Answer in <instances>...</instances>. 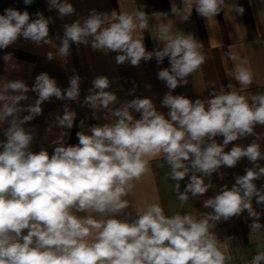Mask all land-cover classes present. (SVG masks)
<instances>
[{
	"label": "clouds",
	"instance_id": "obj_1",
	"mask_svg": "<svg viewBox=\"0 0 264 264\" xmlns=\"http://www.w3.org/2000/svg\"><path fill=\"white\" fill-rule=\"evenodd\" d=\"M31 5L33 0H23ZM49 10H57L60 18L75 13L69 0H48ZM227 7L226 0H171V15L187 21L193 9L204 18L215 17ZM187 12L188 15L184 13ZM243 7L237 8L242 14ZM161 22L153 25L156 39L163 48L147 51L143 36L134 35L137 28L149 26L148 14H110L91 10L83 19L64 25V33L55 53L47 59L65 61L70 44L91 45L105 54L116 52L115 62L139 66L141 61L155 58L162 64L167 57L170 67L158 71V79L169 89L159 111L149 97L119 103L109 91L106 76L93 79L82 106L92 110L93 118L103 112L107 123L90 126L76 133L78 144L67 145L65 137L73 128L77 113L67 104L62 115H56L52 127L60 129L53 141V152L41 148L33 151L35 133L25 124L42 114V104L54 97L61 101H77L80 97L78 75L61 89L47 73L36 76L29 89L22 80L0 78V126L6 140L0 141V264H228L231 257L214 231L218 222L240 216L247 211L251 234L264 228L261 213L253 207L264 204V187L255 181L264 178V151L257 125L264 126V93L252 94L251 100L238 94L233 83L211 98L194 101L184 95H173L178 86L206 62L203 44L191 33L175 30L169 24V13L162 12ZM50 17L37 12L32 19L28 11L7 8L0 14V49H7L18 39L37 46L52 44L49 38ZM176 32V34H173ZM233 61L237 57L225 53ZM3 60L14 68L12 54ZM235 64L226 75L241 87L250 86L253 73ZM150 88L151 85H148ZM135 89H133L134 91ZM32 91L37 98L27 101ZM22 112L27 115L21 116ZM139 113L140 118L133 116ZM254 137L246 146L234 144L239 139ZM216 137H223L218 143ZM162 157L176 181L178 200L203 197L216 188L211 178H223L222 168L235 167L247 158L252 167L235 177L229 187L221 186L216 194L203 199L206 211L198 216L190 213L167 215L159 203L143 210L130 211L129 197L136 181L150 172L151 159ZM188 178L181 191V181ZM207 181V182H206ZM251 264H264V251H257Z\"/></svg>",
	"mask_w": 264,
	"mask_h": 264
},
{
	"label": "crops",
	"instance_id": "obj_2",
	"mask_svg": "<svg viewBox=\"0 0 264 264\" xmlns=\"http://www.w3.org/2000/svg\"><path fill=\"white\" fill-rule=\"evenodd\" d=\"M74 6L75 13L71 16L60 18L57 10H49L48 0H33L31 5H26L23 0H0V14H4L5 9L14 8L21 12L28 11L32 19L36 18V13L41 12L45 17H50L49 38L52 44L37 46L31 41L20 38L7 49H0V78L8 80H22L31 89L35 83V78L41 73H47L53 78L57 86L62 90L69 86L70 78L78 75L80 81V97L77 101H61L52 98L42 104V114L25 124L26 128H32L35 139L32 145L33 151L41 148L48 150L51 155L56 139V134L60 129L52 127V132L47 129L54 125L56 115L63 114V108L67 104L73 109L77 116L72 129L67 130L65 137L67 145L78 144L76 133L81 131L80 121H84V130L90 126L107 123L104 113H98L99 119L93 118L92 110L87 106H82L88 90L92 87V81L98 76H106L110 81L109 91H114L118 98V104L130 101L134 98L149 97L155 103L157 109L167 116L168 109L161 106L162 97L169 91L165 83L158 79V71L161 68L170 67L166 57L162 64H158L156 59L141 61L139 66H132L130 63L117 64L115 62L116 52L105 54L102 51L93 50L91 45L70 44V55L65 61L60 59H47V53H55L56 47L60 45V39L64 33V25L72 23L77 19H83L91 10L99 13L110 14L113 10L117 12L133 13L143 10L148 14L149 26L141 31L137 28L135 36H143V43L147 51L156 48H163V43L157 41L159 33L154 30L153 25L161 22L162 12L169 13L168 23L174 26L175 30L193 34L202 44L201 51L206 56V62L202 68L188 77V83L178 86L173 90V95H184L191 100L197 98H211L210 92H219L228 83H233L238 94L251 100L252 94L264 93V0H226L227 7L215 17L204 18L198 15L193 9L187 21H183L171 15V0H69ZM181 0H176L179 5ZM243 7L242 14L237 13V8ZM188 15L187 12L184 13ZM173 34H176L174 32ZM230 53L237 57L236 61L230 59L225 53ZM12 54L14 68L5 64L4 55ZM246 60L244 65L249 67L253 73V81L250 86L241 87L234 79L229 78L226 73L234 70V66ZM148 85H151L149 88ZM133 89H135L133 91ZM29 99L22 101L23 105L34 102L37 98L32 91L27 93ZM22 112L21 116L27 115ZM137 119L140 114L133 112ZM7 124L0 126V141L6 140L3 135V128ZM257 133H264V126L257 125ZM254 137L249 136L230 143L226 151L230 150L234 144L243 146L252 142ZM221 143L223 137H216ZM2 150V149H0ZM261 150L264 151V136L261 137ZM264 166V161H260ZM252 167L247 158H243L235 167L222 168L223 178L213 174L211 180L216 188L210 189L203 197L198 199L190 198L188 202L181 203L178 200L175 190L176 181L171 179L170 168L162 157L151 159L150 172L136 181L134 193L129 197L131 201L130 211L143 210L149 204L159 203L167 215L177 213H190L198 216L199 212L206 211L202 207L203 199H207L216 194L219 187L227 184L229 187L235 182V177L244 175L247 168ZM188 178L181 181V191L186 186ZM207 182V181H206ZM257 188L264 187V178L255 181ZM253 207L261 213L259 223L264 225V204H257L253 198ZM253 220L249 218L247 211L238 217L229 220H222L217 223L214 231L221 242L227 238L233 239L225 241V251L231 257L228 264H237L242 259L253 256L257 251H264V228L259 229L251 236L250 224Z\"/></svg>",
	"mask_w": 264,
	"mask_h": 264
},
{
	"label": "built area",
	"instance_id": "obj_3",
	"mask_svg": "<svg viewBox=\"0 0 264 264\" xmlns=\"http://www.w3.org/2000/svg\"><path fill=\"white\" fill-rule=\"evenodd\" d=\"M255 255H253V256H249V257H247V258H245V259H242L240 262H238L237 264H251V262H252V259H253V257H254Z\"/></svg>",
	"mask_w": 264,
	"mask_h": 264
}]
</instances>
